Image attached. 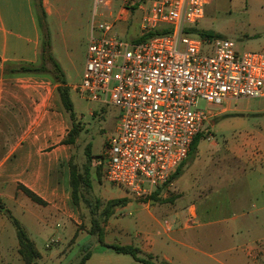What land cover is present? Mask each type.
Listing matches in <instances>:
<instances>
[{"label":"crops","instance_id":"obj_1","mask_svg":"<svg viewBox=\"0 0 264 264\" xmlns=\"http://www.w3.org/2000/svg\"><path fill=\"white\" fill-rule=\"evenodd\" d=\"M120 1L119 5H114L113 0H106L107 8H101L99 18H103L100 20L111 22L112 32L123 40L128 39L118 33L126 35L132 31L133 37L128 41H139L151 35L143 34L140 26L152 0L129 9L124 7V0ZM211 1L206 0V5ZM256 1L264 2L233 0V3L242 2L249 7ZM92 2L95 9V0H90L86 12L89 33L94 14L93 11L90 15ZM41 7L45 12L42 27L46 33L45 17L54 7L50 0H41ZM39 17L37 0H0V155L14 156L10 169L13 174H5V165L0 160V200L14 217L21 216L18 220L39 252L38 264L41 261L60 264L67 250L69 238L66 236L75 234L78 219L75 212L66 208L70 177L61 163L67 156L62 139L68 119L53 94L59 83L24 75L11 79L3 75L7 65L39 63L45 39ZM261 17L264 16L261 14ZM64 78L66 80L65 75ZM221 111L229 113L230 109L225 107ZM255 115L258 125L238 139L220 144L209 140L208 135L204 140L200 138L191 160L189 150L181 171L187 181L183 180L182 186L189 182L195 198L136 201L142 211L136 215L137 230L133 234L125 223L115 227L110 222L119 208L131 204L128 199L125 204L112 208L101 223L103 243L95 235L80 231L78 234L95 239L84 264H140L130 254L115 252L103 244L133 245L139 248L140 256L152 254L169 264H264V108ZM207 122L214 125L211 120ZM59 166L62 169L54 174V168ZM253 174L261 180L259 178L257 183L249 180ZM176 182L177 178L174 185ZM19 184L46 204L32 201ZM191 209L195 223L188 226L186 217ZM61 220V236L49 247L56 245L55 252L42 254L38 242L47 227H60ZM8 221L0 212V264H23L16 234L10 230ZM115 231L123 235L120 240L113 237ZM5 237H9V243H5Z\"/></svg>","mask_w":264,"mask_h":264},{"label":"built area","instance_id":"obj_2","mask_svg":"<svg viewBox=\"0 0 264 264\" xmlns=\"http://www.w3.org/2000/svg\"><path fill=\"white\" fill-rule=\"evenodd\" d=\"M145 0H124L126 9ZM206 0H152L141 20L148 35L128 41L100 20L95 0L84 68L72 89L83 100L118 109L114 133L95 166L112 185L139 199L169 183L186 159L193 138L212 116L199 100L220 106L226 100L264 96V51L239 52L235 43L193 32ZM195 223L193 209L186 225ZM54 240L51 239L48 247Z\"/></svg>","mask_w":264,"mask_h":264},{"label":"rangeland","instance_id":"obj_3","mask_svg":"<svg viewBox=\"0 0 264 264\" xmlns=\"http://www.w3.org/2000/svg\"><path fill=\"white\" fill-rule=\"evenodd\" d=\"M50 1L54 8L52 13H48L45 17V38L49 41V51L52 57L58 62L66 77V86L69 89L75 115L74 122L81 128L74 143H63L66 145L65 153L67 156L63 163H61L64 165L65 170L68 169L69 177L70 169L74 166L77 173H79L83 179L80 181L75 198L71 195L70 186V198L66 202V208L70 212H75L78 219V225L74 235L66 236L69 238L66 246L67 250L66 254L60 261V264H74L80 259L82 254L92 249L95 243L94 236L81 235L78 233L80 231H87L90 235H95V233L91 232H97V228L91 224V220L92 218H95L98 220L99 224L103 222V217H105L103 206L107 200L121 197L131 200L129 206L123 209L119 208L115 214L111 216L110 222L115 225V227L125 223L132 234L137 230L135 224L136 215L142 210H140V206L137 205L136 201L138 200L131 197V195L123 188L110 184L104 178L102 168L100 166H95L92 161L94 156L102 154L107 137L114 133L118 109L113 105L83 100L79 98L71 88V85L80 81L84 67L85 51L89 33L86 12L89 10L87 4L90 3V0ZM113 2L114 5H119L121 3L120 0H113ZM94 10V2H92L90 15ZM97 11L100 12L102 9L98 7ZM261 14L264 16V2L260 3L259 1H256V3H253L249 7H245L242 2L233 3V0H212L209 4H205L204 16L196 25H194V28L196 32L209 31L217 34L213 37L232 40L239 52L264 51V23L262 22L264 17H261ZM41 29H43L42 26ZM115 29L117 32L120 31L118 25H116ZM131 32L126 35L118 34L122 36V38L129 40L133 37ZM196 32L195 35H199ZM43 33H45L44 29ZM41 63L45 66V70L43 71L14 75H6L3 73V75L10 79L24 75L30 78L49 79L52 82H55L54 67L43 50H41L40 61L35 66H39ZM53 94L59 101L61 107L60 110L64 112L68 119L67 127H64L63 129V142L71 129L72 122L69 118V114L65 112L64 107L62 106L56 90ZM198 106L200 108L210 107L212 116L208 120L214 122V125H211L208 122H205L202 125L201 131L199 132L202 134V140L209 135V140L222 144L224 141L229 142L238 139L246 131L254 130L256 125H258L257 121L259 120L255 117V113L258 112L259 109L264 108V96L226 100L220 106H209L205 100H199ZM225 107L230 109L229 113H223L221 111V109ZM87 145H90V152L92 154L90 162L85 155V147ZM194 153L195 151L191 153L190 160L193 158ZM0 160L5 165V174H13L14 172L10 169L14 162V156L0 155ZM85 167L89 168L88 182L91 186H87L84 182L87 175ZM61 169L62 166L55 167L54 174L59 173ZM211 178L213 179V177ZM259 178L261 180V177L254 174L249 176V180L252 179L256 183ZM183 180L184 182L185 180L187 181V176L180 174L177 177L176 185H174V179L166 185L159 187L158 198L179 197L183 200L195 198L196 196H194L191 185L189 186V182H186V187L182 186L184 185ZM183 189H185L184 192H182ZM180 192H182V194ZM234 213L236 214L238 212ZM20 217L19 214L16 215L17 219H20ZM8 222L10 230L15 232L12 222L10 220ZM59 223L61 224L60 227H55L54 225L47 227L45 234L38 242V248L42 254L48 255L55 252L57 248L56 245H53L52 248L49 249L50 245L54 244L55 241H53L48 247L46 244H48L51 239L55 240L57 237L61 236L60 233L63 229V221L61 220ZM122 236L123 235H118L115 231L113 237L120 240ZM5 243H9V237H5ZM12 264L18 263L13 262ZM41 264H43V261H41Z\"/></svg>","mask_w":264,"mask_h":264},{"label":"trees","instance_id":"obj_4","mask_svg":"<svg viewBox=\"0 0 264 264\" xmlns=\"http://www.w3.org/2000/svg\"><path fill=\"white\" fill-rule=\"evenodd\" d=\"M37 8H38L39 13H40L39 23L41 26H43V20L42 19L45 16V12L41 7V0H37ZM193 31L196 32V30H193ZM196 33L201 35V36H204V37H213L214 35H217L215 33L209 32V31H197ZM45 35H46V33H45ZM142 39H144V38H141L139 40H142ZM42 50L45 53L47 51V53H46L47 58L51 61L52 65L54 67L55 80L59 83L56 86L55 90L58 94V97H59V100H60L62 106L64 107L65 112H67L69 114V118L71 119V122H72L71 129L68 132L67 137L63 140V143H68V144L74 143L81 128L79 127V125H76L74 122L75 115H74V111H73V104H72V100L70 98L69 89L66 86V80L64 78V74H63L62 69L60 68L58 62L51 56V54L49 52V41L46 38L43 39ZM43 70H45V66L43 63H41L39 66L26 65V64H18V65L11 64V65H7V67L4 70V74H6V75L7 74L8 75L26 74V73L43 71ZM201 137H202V134L198 133L193 138L191 145H190V151L191 152L195 151V149L197 147V143ZM85 155L87 157V160L90 162L92 159V154L90 152V145H87L85 147ZM183 164H184V162H182L179 165V167L175 170V172L172 174L169 182H171L172 180H174L175 178H177L181 174ZM88 170H89V168L85 167V171H86L87 175L85 177L86 180H84V182L87 186H91L90 183L88 182V180H89L88 179V177H89V171ZM82 180L83 179L80 176V174L77 173L76 168L74 166H72L70 169V186H71V195L73 198L76 197L75 195L77 194V190L79 188L80 181H82ZM18 186L35 203L40 204V205L46 204L37 194H35L30 189H28L25 186L20 185V184ZM158 194H159V191L157 188L156 190H154V192L150 196L142 197V198H139L137 200L141 201V202H147L148 200L159 201V202L171 201V198H166V199L158 198ZM127 201H128V199L125 197L112 198V199L107 200L103 206L104 216L107 217L110 214L112 208H114L115 206H118V205H123ZM0 212H2L3 214H5L7 216V218L12 222V224L15 228V232H16V236H17L18 244H19L18 252L20 254L21 260L24 262V264H38L39 252L37 251L33 240L29 237L26 229L21 224V222L16 217L13 216L11 211L4 205V203L1 200H0ZM92 213H93V211H92ZM105 217H103V220ZM91 224L95 228H97V232H91V233H95L97 240L99 242L103 243V229H102V227H100L101 224H99L98 220L95 218H92ZM103 247L110 248L113 251L118 252V253L130 254L133 257V259L135 261L139 262L140 264H169L167 261L159 259L156 256H153L152 254L140 256L139 248H137L133 245L103 244ZM89 255H90V251L88 250L84 254H82L80 259L74 264H84L85 261L87 260V258L89 257Z\"/></svg>","mask_w":264,"mask_h":264}]
</instances>
